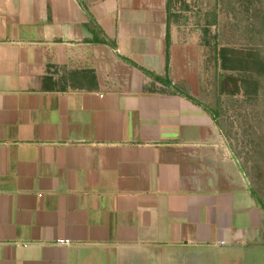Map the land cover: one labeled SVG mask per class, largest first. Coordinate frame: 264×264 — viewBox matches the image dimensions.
I'll return each mask as SVG.
<instances>
[{"label":"crops","instance_id":"crops-1","mask_svg":"<svg viewBox=\"0 0 264 264\" xmlns=\"http://www.w3.org/2000/svg\"><path fill=\"white\" fill-rule=\"evenodd\" d=\"M166 4L0 0V264H264Z\"/></svg>","mask_w":264,"mask_h":264},{"label":"rangeland","instance_id":"rangeland-1","mask_svg":"<svg viewBox=\"0 0 264 264\" xmlns=\"http://www.w3.org/2000/svg\"><path fill=\"white\" fill-rule=\"evenodd\" d=\"M185 1L187 4L180 3L178 8L176 5L169 17L170 20L179 22V26L172 27L173 32L178 35L177 42L187 44L190 54L196 59L195 69L187 75L190 81L185 85H192L198 90V99L212 114L219 143L228 148L242 170L251 176L261 168L264 145V78L254 92L242 82L238 84L236 94L229 93L228 88L227 92L221 91L220 32L226 21L225 12L238 25V37L249 40L261 53L264 50L263 33L251 23L249 0ZM210 166L216 168L215 163H210Z\"/></svg>","mask_w":264,"mask_h":264},{"label":"trees","instance_id":"trees-1","mask_svg":"<svg viewBox=\"0 0 264 264\" xmlns=\"http://www.w3.org/2000/svg\"><path fill=\"white\" fill-rule=\"evenodd\" d=\"M249 2L252 8L253 22L257 30L264 34L262 1L249 0ZM180 3L187 4L185 0H167V12H173L171 10H175L176 5L178 6ZM225 14L226 21L222 24L220 32L222 48L219 55L222 72L219 83L221 91L227 92L228 88L229 93L236 94L238 84L242 82L251 87L254 92L260 87L261 79L264 78V50L261 53L249 40H242L238 37V25L235 21L227 19L229 13L225 12ZM261 205L264 208V205Z\"/></svg>","mask_w":264,"mask_h":264},{"label":"built area","instance_id":"built-area-1","mask_svg":"<svg viewBox=\"0 0 264 264\" xmlns=\"http://www.w3.org/2000/svg\"><path fill=\"white\" fill-rule=\"evenodd\" d=\"M58 242H59V243H68L67 240H59Z\"/></svg>","mask_w":264,"mask_h":264}]
</instances>
